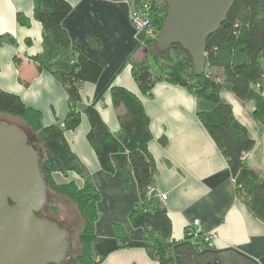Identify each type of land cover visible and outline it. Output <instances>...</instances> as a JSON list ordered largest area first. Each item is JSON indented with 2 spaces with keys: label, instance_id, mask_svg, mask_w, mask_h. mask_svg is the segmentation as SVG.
<instances>
[{
  "label": "crops",
  "instance_id": "1",
  "mask_svg": "<svg viewBox=\"0 0 264 264\" xmlns=\"http://www.w3.org/2000/svg\"><path fill=\"white\" fill-rule=\"evenodd\" d=\"M68 1L72 9L62 25L72 45L103 67L96 82L81 86L79 125L65 130L71 150L100 193L96 258H102L101 264H160L144 247L145 230L134 227L130 220L139 201V189L128 152L113 153V171L106 172L87 139L90 121L85 108L91 103L113 133L121 131L118 113L122 108L114 106L111 94V87L120 85L141 97L150 117L153 137L148 148L155 163V187L167 194V200L159 202L172 223L174 263L264 264V221L238 196L228 161L198 115L215 104L189 90L184 85L188 78L172 82L165 78L170 73L165 72L151 94H143L132 75V68L153 53V40L138 31L130 19L131 7L142 0ZM34 2L0 0V87L40 110L44 126H64L69 110L65 85L48 69H39L34 59L44 50L43 25L34 16ZM19 12L27 17V24L18 21ZM259 60L264 67V46ZM220 96L254 139L247 164L264 179V127L255 117L256 110L264 106V94L251 85L246 96L239 98L232 83L222 80ZM53 176L60 183L74 179L82 184V179L72 173L69 179L59 172ZM195 219L201 221L204 231L215 233L213 243L201 250L186 234ZM117 224L123 226L128 237L118 238Z\"/></svg>",
  "mask_w": 264,
  "mask_h": 264
},
{
  "label": "trees",
  "instance_id": "2",
  "mask_svg": "<svg viewBox=\"0 0 264 264\" xmlns=\"http://www.w3.org/2000/svg\"><path fill=\"white\" fill-rule=\"evenodd\" d=\"M153 8L154 22L159 27L167 13L165 0H150ZM68 0H35L34 16L43 25L44 50L34 59L39 69L51 71L64 85L68 94L69 110L64 119V126L51 124L44 126L41 122L40 110L27 106L19 95L3 90L0 87V112L12 114L20 118L37 134V139L44 150L40 157V168L48 187L71 199L83 219V229L79 234L80 252L72 258L70 264H101L94 253L96 240L95 222L98 217L97 203L100 193L87 173L85 165L71 150L65 138L66 129L76 128L81 121V113L77 104L81 101V86L85 82H96L102 74L103 67L75 49L68 31L62 21L71 11ZM22 24H27L23 13L17 14ZM14 41L13 39H11ZM264 46V0H236L225 21L219 29L207 39L206 69L201 75H195L192 59L181 45H172L173 49L181 50L188 66L187 78L184 83L192 92L206 98L215 105L209 111H200L199 118L209 134L217 143L226 157L235 179L237 194L246 203L249 210L264 221V179L248 166L242 155L250 151L255 141L247 127L234 115L229 103L220 96L222 80L232 83L233 91L239 98H244L251 85L259 84L264 92V67L260 63V54ZM154 43L152 51L155 50ZM241 49L247 61L236 62L235 53ZM168 52L152 53L154 58L172 60ZM132 75L141 93L151 94L155 82L162 78L155 76L147 66H134ZM167 80L180 82L173 75H165ZM219 79V80H217ZM113 103L122 108L118 113L121 131L115 134L102 119L94 104L85 108L90 121L87 139L95 150L101 167L106 172L113 171L111 155L127 151L130 166L135 174L139 201L130 213L134 227L145 230L144 247L149 256L160 264H175L172 255V223L168 212L159 200L149 194V188L155 186V163L148 144L153 135L150 117L147 114L141 97L120 85L111 87ZM255 117L264 127V106L257 109ZM34 146L32 139L29 140ZM165 142V139H161ZM39 153V152H38ZM40 156V155H39ZM61 172L65 176L75 173L82 179L57 183L53 174ZM118 238L128 237L122 225L115 226Z\"/></svg>",
  "mask_w": 264,
  "mask_h": 264
},
{
  "label": "water",
  "instance_id": "3",
  "mask_svg": "<svg viewBox=\"0 0 264 264\" xmlns=\"http://www.w3.org/2000/svg\"><path fill=\"white\" fill-rule=\"evenodd\" d=\"M236 0H165L168 10L155 48L179 44L195 75L206 69L208 37L225 21ZM40 156L18 126L0 121V264H61L69 232L38 215L47 201Z\"/></svg>",
  "mask_w": 264,
  "mask_h": 264
},
{
  "label": "rangeland",
  "instance_id": "4",
  "mask_svg": "<svg viewBox=\"0 0 264 264\" xmlns=\"http://www.w3.org/2000/svg\"><path fill=\"white\" fill-rule=\"evenodd\" d=\"M154 51L156 53H159V51L156 48ZM167 52L168 55L170 53L172 60H168L165 58H158L156 60L154 58V55L151 54L147 59L140 62V64L141 66H147L155 76H161L165 72H168L180 78L181 80L186 81L187 77L185 75V72L188 68L183 58L185 57L184 53L178 49H173L171 50V52L170 51ZM243 61H247V58L242 54L241 50L239 49L237 50V54H236V62L240 63ZM0 121L16 125L20 129H22L27 134L29 140L30 139L33 140L34 146L39 152L40 157L43 156L44 150L42 148V145L37 139V134L33 133L29 129V127L24 123V121H22L20 118L12 114L3 113V112H0ZM72 175H74L73 177L79 178V176L76 175L75 173H72ZM65 178L69 179L68 176H65ZM56 182L60 183L59 181ZM41 214L50 216L53 222H55L61 228H64L69 232V237H68L69 250L64 261L61 264H70L72 258H74L80 252L81 245L79 243V234L84 226L83 225L84 222L79 213L77 205L71 199L64 196L63 194L57 193L52 187H48L47 201L45 206L41 210Z\"/></svg>",
  "mask_w": 264,
  "mask_h": 264
},
{
  "label": "built area",
  "instance_id": "5",
  "mask_svg": "<svg viewBox=\"0 0 264 264\" xmlns=\"http://www.w3.org/2000/svg\"><path fill=\"white\" fill-rule=\"evenodd\" d=\"M130 19L138 31L144 32L153 42L157 39L160 29L154 22L153 8L150 0H142L140 4L133 5L130 10ZM256 87L259 88V84H256ZM262 93L264 94V92ZM250 154L251 150L243 152V159L248 160ZM148 193L154 195L160 202L167 200V194L159 191L155 186L150 187ZM186 234L195 240L200 250L205 244H212L215 237L214 232L204 231L199 219H195L187 226Z\"/></svg>",
  "mask_w": 264,
  "mask_h": 264
},
{
  "label": "flooded vegetation",
  "instance_id": "6",
  "mask_svg": "<svg viewBox=\"0 0 264 264\" xmlns=\"http://www.w3.org/2000/svg\"><path fill=\"white\" fill-rule=\"evenodd\" d=\"M38 215L41 216V217L48 218V219L51 220L50 216L41 214V210L38 212Z\"/></svg>",
  "mask_w": 264,
  "mask_h": 264
}]
</instances>
